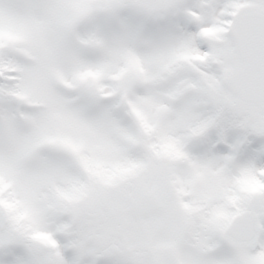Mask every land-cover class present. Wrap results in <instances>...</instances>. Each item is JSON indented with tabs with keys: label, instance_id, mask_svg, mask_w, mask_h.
I'll use <instances>...</instances> for the list:
<instances>
[{
	"label": "snow or ice",
	"instance_id": "1",
	"mask_svg": "<svg viewBox=\"0 0 264 264\" xmlns=\"http://www.w3.org/2000/svg\"><path fill=\"white\" fill-rule=\"evenodd\" d=\"M0 264H264V0H0Z\"/></svg>",
	"mask_w": 264,
	"mask_h": 264
}]
</instances>
